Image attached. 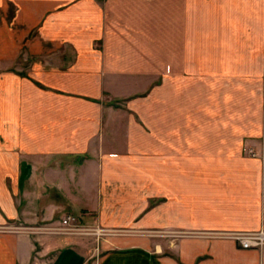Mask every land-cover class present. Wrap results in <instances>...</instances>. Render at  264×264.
Masks as SVG:
<instances>
[{
    "label": "crops",
    "instance_id": "1",
    "mask_svg": "<svg viewBox=\"0 0 264 264\" xmlns=\"http://www.w3.org/2000/svg\"><path fill=\"white\" fill-rule=\"evenodd\" d=\"M259 26L264 0H0V264H264L215 238L264 233ZM62 214L153 250L26 232Z\"/></svg>",
    "mask_w": 264,
    "mask_h": 264
},
{
    "label": "rangeland",
    "instance_id": "2",
    "mask_svg": "<svg viewBox=\"0 0 264 264\" xmlns=\"http://www.w3.org/2000/svg\"><path fill=\"white\" fill-rule=\"evenodd\" d=\"M255 35V34H262L263 40H264V26L259 27H245L243 30V35ZM247 39L244 37V40ZM247 45L250 47L251 43H247ZM255 45H258V42H255ZM245 46V44H244ZM254 46V44H253ZM259 46H263L264 50V41L259 42ZM246 51V47H243ZM244 55H246L244 53ZM249 55V52H248ZM262 83L264 85V77L262 78ZM126 102V101H125ZM124 106V102L121 103ZM118 106L115 104L116 114L117 115H123L126 112V109L124 107ZM118 149H121V146H118ZM118 150V151H119ZM121 151V150H120ZM71 217L75 219V227L78 228L81 232L74 235L69 234H55V228H57L59 223L65 218V217ZM113 232H102L97 229L96 226H94L92 223L85 221H81L80 217L74 216L72 214H62L60 219H57L56 221H49L44 222L40 225H35L33 227H30L29 230H26V232L32 234V237H40V238H59V239H78L82 240V242L85 244L84 246L87 248V252H89V255L95 254V257H101L106 251L109 250V248H112L113 246L121 245L117 241L124 240V239H134L136 241L146 240V242H151V245L148 247L149 249L153 250L154 247V233L150 234H143L140 231H137L135 233H130L131 231H128L126 229H119V230H112ZM55 234V235H54ZM145 242V241H144ZM122 243V242H121Z\"/></svg>",
    "mask_w": 264,
    "mask_h": 264
},
{
    "label": "built area",
    "instance_id": "3",
    "mask_svg": "<svg viewBox=\"0 0 264 264\" xmlns=\"http://www.w3.org/2000/svg\"><path fill=\"white\" fill-rule=\"evenodd\" d=\"M55 228V234L61 235H74L81 231L75 227V219L69 216L65 217ZM54 234V235H55ZM215 238L233 243L239 250L242 251H254L260 250L264 246V233L254 234H223L216 235Z\"/></svg>",
    "mask_w": 264,
    "mask_h": 264
},
{
    "label": "trees",
    "instance_id": "4",
    "mask_svg": "<svg viewBox=\"0 0 264 264\" xmlns=\"http://www.w3.org/2000/svg\"><path fill=\"white\" fill-rule=\"evenodd\" d=\"M82 160H84V158H83V157H82V158H80L79 162H81Z\"/></svg>",
    "mask_w": 264,
    "mask_h": 264
}]
</instances>
